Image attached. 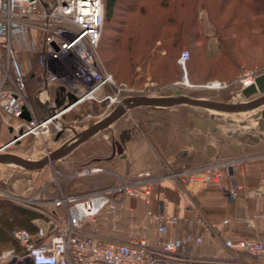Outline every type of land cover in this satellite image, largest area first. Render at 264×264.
<instances>
[{
    "label": "built area",
    "instance_id": "2783aa9c",
    "mask_svg": "<svg viewBox=\"0 0 264 264\" xmlns=\"http://www.w3.org/2000/svg\"><path fill=\"white\" fill-rule=\"evenodd\" d=\"M104 16V0H55L50 7H45L41 0H0V114L11 120H22L15 128L24 130L12 142L32 134L37 144L45 147V155L49 157L47 136L50 134V126L62 130L61 118L73 106L85 100L108 101L109 105L120 102L119 88H115L112 82L115 95H91L96 83L90 85L84 81L86 75L94 78L91 72L94 75L98 73L96 64L100 60L97 51L104 31ZM78 42L80 44L74 46ZM71 53L79 58L84 67L88 66L83 74L73 70L69 58ZM24 56L34 59V66L41 71L37 75L42 83L37 93V103L44 105L52 102L48 93L49 86L63 87L78 100L48 112L44 109L45 115L38 117L28 92L29 75L23 67ZM188 58L189 52L183 51L179 63L185 66ZM262 73L264 71L249 69L232 83H218L214 87L208 84L206 89H226L236 83L241 91L254 83ZM24 107L31 116L30 121L22 119ZM236 161L233 158L215 159L197 167L170 168L159 178L174 179L185 189L192 185L219 183L223 168H234ZM101 171L102 168L94 167L78 174ZM113 175V184L81 194L61 191L50 201L41 200L39 192L29 196L5 192L4 197L19 204L39 207L51 202L56 208H63L64 213H51L47 226L38 228L36 238L26 229L16 230L14 237L23 252L18 253L15 247L8 248L1 252L0 261L9 260L11 264H264V241L261 239L221 238L210 234L206 239L203 235L193 233L164 239L163 236L179 224L180 217L167 214L163 207L158 211L152 208L147 211L150 222L155 224L154 242H151L148 234L137 235L133 229V211H126L125 202L130 197L142 194L148 203L151 202L150 186L144 191L140 186L147 180L152 181V174L140 173L134 180L116 173ZM255 178L256 186L252 191L256 196L264 198V169ZM242 189L243 184L235 173L229 177V185L223 188L228 199L233 202L238 199ZM194 207L196 215L192 221H204L201 208L197 204ZM104 220L113 232L127 230L128 238L111 237L100 232L99 226ZM243 220L247 226L254 228L259 221L264 220V212H255ZM228 223L230 219H224L219 227ZM142 228L147 232L149 222ZM192 244L198 246L195 253L189 251ZM206 247L212 251L203 250ZM218 248L223 249V255L217 254Z\"/></svg>",
    "mask_w": 264,
    "mask_h": 264
},
{
    "label": "crops",
    "instance_id": "0c3cea01",
    "mask_svg": "<svg viewBox=\"0 0 264 264\" xmlns=\"http://www.w3.org/2000/svg\"><path fill=\"white\" fill-rule=\"evenodd\" d=\"M41 1L45 7H50L55 2V0ZM199 44H201V41ZM208 44V54L215 55L219 52L218 40L215 37H212ZM209 47L213 51L210 49L208 52ZM24 59L23 67L29 75L28 92L33 100L37 116L42 118L45 115L44 109L47 112L53 110L58 102L63 103L66 100V96L59 87L49 86L48 93L52 98V102H46L44 105L37 103V93L42 87L37 75L41 71L34 66L31 58L24 56ZM177 95L167 93L151 95L150 97ZM218 96H216L218 99H215V97L213 100L225 101L223 99L219 100ZM237 100L241 101L242 99ZM85 104L88 106H103L102 115L94 124L104 120L115 108L97 101H87L82 105ZM190 108H196V110H190ZM130 111H133L130 124L120 132L115 140L108 142L110 146L91 145L92 141L98 139L97 137H100V135L105 137L107 132L118 126L121 123V118ZM72 112L73 110L62 116L63 130H58L54 125L50 126V134L47 138H49L50 154L54 157L51 162L46 161L47 157L43 153L41 145L36 143L33 145L35 136L32 134L10 143L19 135L20 128L16 129L15 127H18L22 120H11L5 117L4 114H0V148L6 145L0 150V154L12 157L18 156L25 160L30 159L35 164L41 163L37 168H30L13 160L14 158L1 161L0 198H6L3 195L5 192L17 193L22 191L29 193L26 190L27 184L25 183L28 181L34 183L30 188L31 191L35 189V184L40 181V185H43L42 187L46 189L47 193V196L45 195L42 198L40 194V198L43 201H50L54 192L50 190L51 188H49V192L47 185L52 182L51 178L56 169L65 171L68 178L73 179L82 176L78 174L82 170L100 167L103 169L101 172L108 174V180L110 181L114 180L113 174L115 173L134 180L139 177L140 173L150 172L153 180L144 182L140 189L144 191L143 189L150 186L151 202L148 203L143 194L130 197L125 202L126 211L128 209L133 211V229L136 230L137 235L148 234L151 242H154L156 236L155 224L150 222L147 211L150 208L153 211H158L163 207L167 214L180 217L179 224L172 227L163 236L164 239H170L184 233H193L203 235L206 239L210 234L221 238L238 239L248 237L264 241V220L259 221L254 228L247 226L243 220L255 212H264V198L256 196L252 191L256 186V175L264 169V104L256 110L238 113H214L205 108L187 104L134 106L99 133L86 139L76 147L70 148L78 137L77 133L84 131L83 129L75 130L74 127L67 124ZM191 113L202 118L210 117L214 113L213 120L216 123L214 129L212 130L209 124L207 125V131L197 128L189 119ZM88 128L86 127L85 130ZM121 136L125 139V144L121 145L120 148L116 145V142H120ZM35 154L39 157L33 156ZM227 158H233L237 161L234 168H223V175L219 183H209L203 186L192 185L185 189L174 179L159 178L160 175L170 169L169 167H197L211 160ZM80 166H84V168L81 169ZM79 169L81 170L78 171ZM93 173L83 176L92 175ZM232 173L237 174L243 184V189L240 190L239 197L234 202L228 199L223 190L224 186L229 185V177ZM38 191L36 190V192ZM40 191H42V188H40ZM194 204H197L203 211L204 221H192V218L196 215ZM42 205L49 206L51 213L54 211L64 213L63 208H56L51 202ZM41 206L32 208L42 211L44 209ZM51 213L49 216H51ZM227 218L230 219V223L220 228L219 225ZM41 220L47 225L50 219L48 221L44 218L34 219L38 228L44 226L39 224ZM148 222L149 229L146 232L142 226ZM107 226L106 220H104L99 226V231L111 237L128 238L127 230L113 232ZM197 250L198 246L190 245V252L195 253ZM203 250L212 251L207 247ZM217 254L223 255V249L218 248Z\"/></svg>",
    "mask_w": 264,
    "mask_h": 264
},
{
    "label": "trees",
    "instance_id": "16d2710c",
    "mask_svg": "<svg viewBox=\"0 0 264 264\" xmlns=\"http://www.w3.org/2000/svg\"><path fill=\"white\" fill-rule=\"evenodd\" d=\"M104 6V31L115 29L117 35H105L103 31L100 45L113 42L118 68L151 67V77L159 80L166 79L168 72L162 71V77H158L160 69L155 65L177 61L181 49L192 46L207 62L209 75L232 83L246 65L255 62L241 53L242 40L256 35L264 37V0H104ZM212 37L218 40L219 52L215 55L207 53ZM237 89L235 83L224 91ZM103 175L90 179L75 177L73 180L80 181L82 190L68 192L81 194L105 187L108 174ZM41 207L44 210L0 198V254L11 247L23 252L14 237L18 229H26L36 238L38 225L34 219L51 218L50 207ZM0 264L11 262L2 260Z\"/></svg>",
    "mask_w": 264,
    "mask_h": 264
},
{
    "label": "rangeland",
    "instance_id": "374dc122",
    "mask_svg": "<svg viewBox=\"0 0 264 264\" xmlns=\"http://www.w3.org/2000/svg\"><path fill=\"white\" fill-rule=\"evenodd\" d=\"M104 33L105 35L108 34L110 36L117 35V33L115 32V29L109 30L105 28ZM242 41H243L242 43L243 48L241 50V53H243V55L246 58L254 59L255 62L254 64L246 65V67L240 72L239 76L242 75L244 71L249 70V69H256L258 71H264V63H262L264 59V37L256 35L255 37H252L250 40L249 38H244ZM250 42H253V43L250 44ZM210 49L211 48L209 47L208 52ZM186 50L189 52L190 58L186 60L185 66L179 63L180 56L177 58V61L170 62L169 60H167L165 64L163 65H159V66L155 65V67H158L160 69L158 73V77H162L160 74L162 71L168 72L166 79H170V81L167 82L166 79L159 80V79L152 78L151 77L152 73L150 70L151 67H145L146 70H144V67H143L144 65L138 66L135 69L131 67V70L129 68L127 69V67H123L122 69L118 68L117 62L115 61L118 57V54L114 50L113 42L100 45L97 51L98 60H100V62L99 64H96L97 65L96 70L98 73L97 74L95 73L94 75L91 72V69H89V71L91 72V75L94 76V78L90 79L89 82L93 81V83L98 84L92 89V91L93 90L97 91V89L102 88L105 93L109 95H115L116 90L112 88L111 85L113 84L115 88L116 87L119 88L117 90L118 92H120L118 93L120 102H118L117 104H110V105L107 104L108 101L103 102L104 104L112 108L118 106L125 99L131 98V97L161 95V94H167V93H172L174 95L183 94V95H188V96L196 97V98H209V99H213L219 95L218 96L219 100L221 99L227 100L228 98L232 96L235 97L236 99L241 98V94L237 93L238 90L224 91V89H220V90L214 91V90L206 89L207 88L206 85L212 82H218L221 85L225 84V82L220 81L221 79H218L208 74L207 69H206L208 67L207 62H205V60L201 57V54L195 47L190 46L189 48L185 47L181 49L180 55L183 51H186ZM211 50L213 51V49ZM69 58L70 60L75 58L76 65L83 66V63H81L78 60L79 58L77 59L76 55L71 53ZM194 61H195V66L193 68ZM31 62L33 63L34 59H32ZM29 67L30 65L28 66V68ZM81 71H82V74L83 72H85L84 67L81 68ZM130 71L134 73H131ZM104 76H106L107 79ZM102 77L104 80L102 79ZM207 77H210V79L207 80L206 79ZM96 78H101L103 82L101 83V79H96ZM200 80H203V81H200ZM97 86H100V87H97ZM215 99H218V98L216 97ZM87 101L88 100L80 102L71 108L73 109V112L71 113V117L69 118V123L67 124L69 126L74 127L75 130H82V129L85 130L86 127L88 128L91 125H93L94 122L99 119L100 115H102V108H103L102 105H95V106L94 105L88 106L87 104L82 105L84 102H87ZM190 110H196V108H190ZM131 116H133V111H130L129 113L125 114L121 118V123L118 126H116L114 129L112 128L109 132H107L105 134V137L103 135H102L103 137L101 135L100 137H97L98 139H95L94 141H92L91 145L110 146L108 142L109 141L112 142L113 140H115L116 137L120 134V132H122L125 129V127L128 126V124H130ZM35 143L37 144L36 138L34 137L33 145ZM42 150H43V153L46 154V151H44L45 150L44 146L42 147ZM31 154H32V151H31ZM33 156H35L36 158L37 156L39 157V155L37 154ZM80 167H82L81 169L84 168V166H80ZM169 168L173 169L172 167H169ZM81 169H79L78 171H80ZM104 173L105 172L93 173L92 175H86V176L82 175V176H78V178L80 177L87 178V179H90L92 177L99 178V177L104 176L103 175ZM51 180L52 182L47 185V190L49 191V188H51L50 190L54 192L53 196L59 195L61 191L64 193L71 194L68 192V190L70 191L72 189L82 190L81 184L79 183L80 181L75 180V179L73 180L72 178H68L65 171H59L56 169L55 174L53 175ZM105 182H106L105 183L106 185L113 184L115 182V179L113 181L108 180ZM25 184H27L26 190H28L29 193H25L22 191L17 192L21 196H29V194L31 195L33 192H36V190H39L38 192H40L41 198L44 197L45 195L47 196V193L45 191L46 189L42 187L43 185H40V181H38L35 184L36 185L35 189L31 191H30V188L33 186L34 183L28 181ZM40 188H42V191H40ZM44 220L46 219L44 218ZM46 221H48V219ZM39 224L41 226L43 225L47 226L46 224L43 223V220L39 221Z\"/></svg>",
    "mask_w": 264,
    "mask_h": 264
},
{
    "label": "water",
    "instance_id": "95a60500",
    "mask_svg": "<svg viewBox=\"0 0 264 264\" xmlns=\"http://www.w3.org/2000/svg\"><path fill=\"white\" fill-rule=\"evenodd\" d=\"M59 89L63 93H65V96L68 102L67 104H65L64 102L59 103L57 100L58 102L57 106L60 107L64 104H65L64 106L66 105L68 106V105L75 103L78 100V98L73 93L66 91L65 88L60 87ZM240 93H241V96L243 97L241 101H238L233 96L228 98L225 101H218V100H213L209 98H196V97H191V96L183 95V94L182 95L179 94L177 96H169V97H165V96L144 97L142 96V97L131 98L130 100L125 101L124 103H121L118 106H116L114 110L104 120H101L95 123L90 128L82 132H78L77 133L78 137L71 144L70 148L76 147L77 145L85 141L86 139L99 133L106 126L114 123L117 119L123 116L129 109L133 108L134 106H141V105L174 106L177 104H187L191 106L202 107L207 110L213 111L214 113L215 112L238 113V112L256 110L258 107L264 104V73L257 76L255 79V82L243 88ZM214 113H212L211 116L207 118H202L194 113H191L189 115V119L191 122L195 124L197 128H199L202 131H207L208 124L210 125V128L213 130L216 124L215 121L213 120V118L215 117ZM22 118L26 119L27 121L31 120V116L28 113L26 107L23 108ZM19 134L20 135L23 134V129L19 131ZM123 144H125V139L121 136L120 142H116V145L120 147ZM4 147H6V145L1 147L0 150H2ZM8 158H14L13 160L17 161L18 163L24 166L30 167V168H34V167L37 168V166L41 164V163H38V164L32 163L30 159L25 160L24 158H21L18 156L12 157L10 155L0 154V162ZM53 159L54 157L50 154L49 157H47L46 161L51 162Z\"/></svg>",
    "mask_w": 264,
    "mask_h": 264
},
{
    "label": "bare ground",
    "instance_id": "6f19581e",
    "mask_svg": "<svg viewBox=\"0 0 264 264\" xmlns=\"http://www.w3.org/2000/svg\"><path fill=\"white\" fill-rule=\"evenodd\" d=\"M79 44H80V42L76 43L74 46H78ZM77 61H78V60H77ZM71 64H72V66H73V70H74V71H78L79 73H82L81 68L84 67V66L76 65V59H75V58H73V59L71 60ZM86 68H88V66H85V67H84V70H85V71L87 70ZM88 74H89V73H88ZM90 79H92V78L89 77L88 75H86L84 81L86 82V80H87L86 83H90V85L95 84V83H93V81H92V82H89ZM101 83H102V82H101ZM96 85H98V84H96ZM96 85H95V86H96ZM95 86H94V87H95ZM210 86H212V87H214V86H218V82H212V83H210ZM94 87H93V88H94ZM206 87H209V86L206 85ZM92 93L95 94V95H102V94H105V92L103 91L102 88L97 89V91H94V90H93V91H91V95H92ZM136 97H142V96H136ZM144 97H150V96H144ZM131 98H135V97H131ZM131 98L125 99L122 103H124L125 101L130 100ZM88 101H89V100H88ZM82 102H83V101H82ZM77 104H78V103H77ZM73 107H74V106H73Z\"/></svg>",
    "mask_w": 264,
    "mask_h": 264
}]
</instances>
